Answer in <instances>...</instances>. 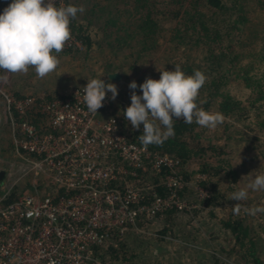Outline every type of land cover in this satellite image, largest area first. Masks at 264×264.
Segmentation results:
<instances>
[{
    "label": "built area",
    "instance_id": "2783aa9c",
    "mask_svg": "<svg viewBox=\"0 0 264 264\" xmlns=\"http://www.w3.org/2000/svg\"><path fill=\"white\" fill-rule=\"evenodd\" d=\"M71 34L64 50L82 47ZM85 86L52 97L15 96L0 83L17 160L1 180L0 264H108L101 252L126 229L139 231L169 208L195 207L180 193L188 181L178 158L127 139L121 119L106 111L110 95L97 114L89 113ZM193 188L197 198L206 194Z\"/></svg>",
    "mask_w": 264,
    "mask_h": 264
},
{
    "label": "trees",
    "instance_id": "16d2710c",
    "mask_svg": "<svg viewBox=\"0 0 264 264\" xmlns=\"http://www.w3.org/2000/svg\"><path fill=\"white\" fill-rule=\"evenodd\" d=\"M66 1L76 5L74 0ZM86 2L89 7L81 15L83 22L75 19L70 23V29L82 47L90 46L94 40L90 29L97 25L99 37L113 35L115 48L127 46L128 52L124 54L127 67H132L134 61L143 54L151 55L148 50L155 49L156 42L160 40L174 54L162 48L158 55L161 59L158 70L173 71L174 66L179 64L186 75L194 74L195 70L205 74L207 82L200 90L199 101H203L200 107L224 115L225 120L219 125L220 142L217 143L211 132L203 136L200 126L195 122L185 124L182 118L174 117V137L162 145L148 147L177 157L179 174L183 180H188L193 172L202 174L194 182L206 190V194L198 198L199 207L212 208L226 203L225 216L217 220L220 227L233 238L230 249L237 245L233 252L241 264H264L254 248V235L247 221L248 213L242 209L240 214H235L232 206L237 202L230 200L233 192L245 189L238 179L239 172L232 164L230 153V148L236 145L235 141L241 140L242 135L246 138L245 146L254 151L252 156L260 160L258 170L254 173L264 174V141L256 139L257 136L251 133L260 132L264 135V0ZM9 3L11 0H0V13ZM172 21L174 24L171 26L169 23ZM229 81L241 84L246 90L242 98L228 90ZM13 94L21 95L19 92ZM237 123L240 125L237 126ZM125 134L127 139L141 143L139 136L143 134V125L138 129L131 126ZM192 157L198 158L197 166L188 169L185 164ZM220 179L224 190L219 185ZM154 181L156 178H153ZM154 190L162 193V185H155ZM12 195L11 192L4 201H8ZM239 203L247 204L246 201ZM192 210L198 211L194 207ZM174 211L169 208L155 216L170 220ZM208 212L213 214L210 209ZM170 231L167 226L157 230L159 234ZM105 255L114 261L131 256L125 252L124 242L120 240L117 246L107 245L101 252L103 259Z\"/></svg>",
    "mask_w": 264,
    "mask_h": 264
},
{
    "label": "rangeland",
    "instance_id": "374dc122",
    "mask_svg": "<svg viewBox=\"0 0 264 264\" xmlns=\"http://www.w3.org/2000/svg\"><path fill=\"white\" fill-rule=\"evenodd\" d=\"M74 1L76 6L83 5L85 12L87 11L89 3L86 0ZM82 14H78L76 18L78 21L83 22ZM169 24L172 26L174 21ZM90 30L94 39L90 46L88 48L63 50L58 54L60 64L55 72L41 79L36 76L34 67H30L27 74L9 75L7 82L2 83V86L12 93L19 92L21 95H51L64 92L75 85H86L87 80L101 78L106 83L110 82L117 85L118 95L115 100L109 99L106 111L117 115L127 130L131 124L122 113L131 103L132 90L128 87L129 83L135 81L138 85L135 92L137 95H142L139 85L144 82L145 78L155 80L160 78L161 69L158 70V67L161 59L159 60L158 55L162 48L172 54L174 53L163 41L158 40L156 48L148 50L153 57L143 54L140 59L134 61L132 67H127V61L124 60V54L128 52L127 46L115 48L113 35L99 37L100 30L97 25ZM109 72H117L118 78H109L107 76ZM229 83L228 90L232 94L241 98L245 95L246 90L241 84H235L232 81ZM107 94L111 96V93ZM206 112L217 111L208 109ZM231 121L235 123L233 119ZM239 125L240 123H237V126ZM200 128L203 136L211 132L217 143L220 142L218 138L219 125L215 129ZM251 133L257 136L256 139L264 141L262 133ZM233 134L237 135L234 132ZM235 142H237L236 145L230 148L232 164L239 172L238 179L241 185L246 189L251 178L258 175L254 172L258 170L257 166L260 160L252 156L254 154L252 148L245 146L246 138L243 135L240 141ZM11 148L9 128L0 101V170L14 167L17 160L13 156ZM197 162L198 158L192 157L187 160L185 167L188 169L196 168ZM199 174V172H193L187 180L188 185L181 190V195L188 202L193 203L194 208L198 211L194 212L192 208L176 210L170 219L171 224H169L170 220H166L163 216H153L149 220L141 222L139 231L126 229L125 232L115 238V246H117L118 240L123 241L125 252L131 256L114 261L105 255L104 260L108 264H241L233 252V248L235 249L237 245H233V248L230 249L233 238L227 230L220 227L217 220V218L225 216L226 203L212 208L199 207L200 203L193 188ZM1 180L4 181L3 177L0 178V192L3 187ZM220 180L218 181L219 185L224 190L223 182ZM21 185L22 182L18 181L15 189L21 188ZM247 191L246 206L248 208L264 206V191H252L251 189H247ZM209 209L212 211V215L211 212L209 214ZM248 215L247 221L251 224L250 227L254 235V248L261 260L264 261V213ZM163 226H167L171 230L170 234L157 232Z\"/></svg>",
    "mask_w": 264,
    "mask_h": 264
},
{
    "label": "clouds",
    "instance_id": "9594fccd",
    "mask_svg": "<svg viewBox=\"0 0 264 264\" xmlns=\"http://www.w3.org/2000/svg\"><path fill=\"white\" fill-rule=\"evenodd\" d=\"M84 12L83 5L58 7L56 0H11L0 13V83H6L9 75L27 74L30 67L41 79L55 72L60 64L58 54L72 39L70 23ZM87 81L83 102L89 113L97 114L106 94L111 93L108 98L115 100L118 88L101 78ZM206 82L201 71L186 75L176 64L173 71H160L159 80L145 78L139 85L142 95L136 94L135 81L129 83L131 103L122 114L133 129L143 125L139 139L145 150L174 137V117L208 129L224 122L222 113L206 112L200 107L203 101H199V94ZM247 189L264 191V174L251 178L246 189L230 195V200L237 202L232 206L234 213L238 215L242 209L250 215L264 213V206L248 208L239 203L248 199Z\"/></svg>",
    "mask_w": 264,
    "mask_h": 264
},
{
    "label": "water",
    "instance_id": "95a60500",
    "mask_svg": "<svg viewBox=\"0 0 264 264\" xmlns=\"http://www.w3.org/2000/svg\"><path fill=\"white\" fill-rule=\"evenodd\" d=\"M107 76L111 79H117L118 78V73L117 72H109L107 73ZM3 175V170H0V178Z\"/></svg>",
    "mask_w": 264,
    "mask_h": 264
}]
</instances>
